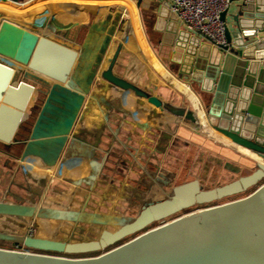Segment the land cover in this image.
<instances>
[{"label":"crops","instance_id":"obj_1","mask_svg":"<svg viewBox=\"0 0 264 264\" xmlns=\"http://www.w3.org/2000/svg\"><path fill=\"white\" fill-rule=\"evenodd\" d=\"M171 2L0 0V25L8 19L39 34L40 39L45 37L76 52L65 81L42 71L46 65L40 42L31 54L18 52L19 57H29L27 65L0 54V198L21 200L22 205L35 206L37 211L48 201L50 211H59L51 213L55 218L64 215L78 222L85 213L101 214L100 209L116 207L127 193L139 192L138 197L150 199L155 195V163L164 162L174 141V147L185 153L183 157L172 155L178 159L177 172L185 181L198 178L204 184L211 180L213 173L202 170L203 161L221 175L230 170L227 162L237 166L240 175L252 172L245 170L247 165H256L249 160L248 151L258 152L235 141L237 146L228 144L233 140L216 130L207 115L210 95L189 76L177 73L178 65L168 59L173 47L161 45L163 33L154 26L160 3L171 10ZM145 10L151 27L143 18ZM178 23L180 29L205 40L179 19ZM166 24L167 19L159 26L165 28ZM119 45L120 76L182 107L184 117L162 112L134 92L112 86L100 71L93 74L107 48ZM69 58L65 54V65ZM16 71L17 79L12 82ZM27 71L32 76L25 77ZM22 82L31 87L21 86ZM55 83L84 96L79 111L83 118L72 129L77 135L68 139L59 158L58 142L66 127L56 123L35 130ZM190 148L197 151L189 163L186 154ZM161 175L157 190H169V177Z\"/></svg>","mask_w":264,"mask_h":264},{"label":"water","instance_id":"obj_2","mask_svg":"<svg viewBox=\"0 0 264 264\" xmlns=\"http://www.w3.org/2000/svg\"><path fill=\"white\" fill-rule=\"evenodd\" d=\"M231 1L230 7L222 13L226 22V46L214 45L180 29L178 16L163 3L159 5L154 27L163 33L161 45L173 47L168 59L178 65L177 73L189 76L200 85L201 91L210 95L206 109L209 118L214 120V128L264 156V0ZM165 19L167 24L162 28L159 25ZM39 42L45 55L46 67H42V71L56 74L59 81H65L75 51L45 37L40 39L39 34L8 19L2 20L0 54L27 65L29 57H19L18 52L31 54ZM120 51V45L108 47L103 59L97 61L93 74L100 71L101 77L112 86L134 92L162 112L184 117L182 107L120 76ZM65 54L70 56L67 65L64 64ZM54 62H57L55 66ZM17 73L12 82L16 81ZM28 76H32L29 71L25 72V77ZM20 85L31 87L26 82ZM11 89L15 90L14 87ZM83 100V95L59 83L48 92L35 130L56 123L66 127L67 132L58 142L56 158L68 139L77 135L72 129L74 123L83 118L79 114ZM205 168H210V164ZM232 170L235 173L230 181L211 187H205L198 178L178 183L173 186L170 197L145 202L134 217L105 216L100 219L101 214L85 213L87 216L82 215L79 222L91 219L103 226L117 218L118 226L114 230L104 228L96 239H52L0 228V242L28 248L66 254L103 250L94 255L69 256L0 246V264H264V182L243 197L184 213L146 229L185 208L243 193L264 177L262 164H257L249 174H237L238 168ZM43 209L37 211L35 206L22 205L21 200L0 202V213L16 217L19 227L23 226L20 219L42 216ZM52 212L59 211H50V214ZM58 216L60 219L66 217L56 214V218ZM130 235L135 236L115 245Z\"/></svg>","mask_w":264,"mask_h":264},{"label":"rangeland","instance_id":"obj_3","mask_svg":"<svg viewBox=\"0 0 264 264\" xmlns=\"http://www.w3.org/2000/svg\"><path fill=\"white\" fill-rule=\"evenodd\" d=\"M143 18L146 22V25L148 27H151L150 18L148 16V13L146 12V10L143 13ZM151 38L156 43V41H155L156 39L153 38L152 35H151ZM161 55L164 56V58L166 57V53L162 52ZM167 63H168V65L170 64L169 61H167ZM170 66H172V65H170ZM176 144H177V142H175V141H174V143H172V145H173L172 151L169 152L170 155H166L168 157H166L164 162H162V160H161L160 162L156 161V163H155L156 164L155 170H154L155 175H152V177H153L152 184H153V186H155V195L152 198L147 199L145 196H141V195H139V197H138L139 192L127 193L126 196L121 199L120 204L117 205L116 207H114L112 209L111 208L100 209V211H101V218L100 219H102L105 216L106 217L120 216V217H127V218L134 217L140 211V209L142 208V206L144 205L145 202L156 201L159 199L170 197L172 195L173 186L178 184V183L185 181L184 176L179 175L177 172L178 171V168H177L178 167V163H177L178 159L173 158L174 155L183 157V155H185V153L183 150L181 152L178 151V149H176L174 147V145H176ZM179 144L183 145V143H179ZM206 145L209 146V144H206ZM196 151H197L196 148H193L192 150H191V148L188 149L186 157L188 158L189 163H190V161L194 160V156L196 154ZM189 163L187 164V168L191 167V165ZM206 165H209V162L203 161V163L201 165L202 170L204 168V171L208 172V170H209V172L211 171V173H213V174H212L211 180L209 182L208 181L204 182L205 187H211V186H214L216 184L226 183V182L230 181L231 175L235 173V172H233L232 169L233 168L237 169V166H231L230 165V167H232V169H230L229 171H225L223 173V175H221V174H218V172L215 170L214 167H212L211 169L210 168L206 169L205 168ZM246 167L247 168L245 170L250 172V171H253V169L255 167H257V164L253 165V166L247 165ZM220 170H222V169H220ZM162 173L165 174V177H169L170 184H171V187L169 188V190H165V191L157 190L158 188H160L159 185L161 183V176H162L161 174ZM216 173L218 175H216ZM237 174H240V172ZM130 178L131 177H129V179ZM262 182H264V177L258 183L252 185L247 190H245L243 193H239V194H236L233 196H228L226 198L214 201L212 203L196 204L192 207L185 208L181 212H178V213H176V214H174V215H172L166 219L154 222L153 224L149 225L146 229L160 225L163 222L168 221L170 219H173V218H175L179 215H182L184 213H188V212H191L194 210H198V209H201L204 207L216 205L219 203H223L226 201H230V200L248 195L249 193L254 191ZM149 184H151V181H149ZM135 195L138 198L134 199ZM0 202L14 203L17 201L12 200L10 198H7V199L0 198ZM50 206H51L50 202L46 201L43 204V208H44L43 210L45 213L42 214V216L34 215L32 217L27 216V217L20 219V221H22V223H23L22 227H19L18 224L15 222V220L17 219L16 217H12V216H9L8 214L0 213V228L4 229V230H9V231H16V230H20L23 232L31 231V233L34 235L52 238V239H59V238L64 239L65 238L66 240H81V239H96L101 234V231L104 228H106L108 230H114L119 224L117 221L116 222L112 221L111 223H109L107 225L99 226V225L95 224L91 219L85 220L84 222H78V221H76L72 218H69V217L64 218V219L63 218L56 219V218H54V216L52 214H50V211H49ZM65 208H67V207H65ZM134 236L135 235H130V236L120 240L115 245H118L122 242H125ZM115 245H112V246H115ZM0 246L10 247V246H12V244L6 243V242H0ZM112 246H110L109 248H111ZM25 248L27 250H34V251L40 250V249H34V248H28V247H25ZM40 251H43L46 253H57V254L69 255V256H81V255L98 254V253H101L103 250L97 251V252H90L87 254H79V253L78 254H66L63 252H56V251H51V250H40Z\"/></svg>","mask_w":264,"mask_h":264},{"label":"built area","instance_id":"obj_4","mask_svg":"<svg viewBox=\"0 0 264 264\" xmlns=\"http://www.w3.org/2000/svg\"><path fill=\"white\" fill-rule=\"evenodd\" d=\"M231 3V0H172L170 7L186 29L214 45L226 46V22L222 19V13ZM25 247L12 244L8 248L27 250Z\"/></svg>","mask_w":264,"mask_h":264},{"label":"bare ground","instance_id":"obj_5","mask_svg":"<svg viewBox=\"0 0 264 264\" xmlns=\"http://www.w3.org/2000/svg\"><path fill=\"white\" fill-rule=\"evenodd\" d=\"M224 140L229 141V140H227V138H224ZM228 144L233 145V146H237L234 141L229 142ZM248 152L250 153V156H251L250 160L251 161L255 162L256 164L264 165V156H262L258 153L252 152V151H248Z\"/></svg>","mask_w":264,"mask_h":264},{"label":"flooded vegetation","instance_id":"obj_6","mask_svg":"<svg viewBox=\"0 0 264 264\" xmlns=\"http://www.w3.org/2000/svg\"><path fill=\"white\" fill-rule=\"evenodd\" d=\"M174 68H176L174 65H173Z\"/></svg>","mask_w":264,"mask_h":264}]
</instances>
